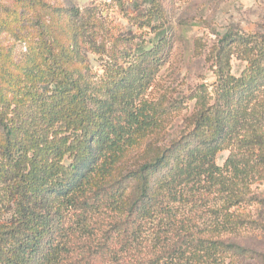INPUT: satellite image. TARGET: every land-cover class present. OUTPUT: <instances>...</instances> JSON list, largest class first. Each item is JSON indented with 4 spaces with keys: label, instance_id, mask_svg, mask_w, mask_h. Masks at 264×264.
<instances>
[{
    "label": "trees",
    "instance_id": "obj_1",
    "mask_svg": "<svg viewBox=\"0 0 264 264\" xmlns=\"http://www.w3.org/2000/svg\"><path fill=\"white\" fill-rule=\"evenodd\" d=\"M28 1L34 12L47 7ZM9 8L0 5V36L12 31L28 47L19 62L0 52V264L261 257L234 238L256 226L243 209L263 202L253 186L264 182V34L218 38L209 53L215 80L194 88L193 114L166 141L173 112L188 105L151 96L169 36L155 30L157 41L112 54L93 78L68 64L84 23L67 47L53 16L32 23L25 5ZM233 57L248 63L239 76ZM132 156L139 160L129 165Z\"/></svg>",
    "mask_w": 264,
    "mask_h": 264
},
{
    "label": "rangeland",
    "instance_id": "obj_2",
    "mask_svg": "<svg viewBox=\"0 0 264 264\" xmlns=\"http://www.w3.org/2000/svg\"><path fill=\"white\" fill-rule=\"evenodd\" d=\"M47 7L41 9L26 0H0V5L15 10L25 5L29 14L27 22L34 21L38 14L44 19L53 16L61 26L60 42L64 46L71 42V34L83 24L79 35V51H69L70 68L83 70L86 66L93 78L104 72V64L112 54L132 50L138 45L157 41L158 32L170 37L171 49L166 61L158 70L151 96L165 102L185 100L188 104L174 111L169 126L160 136L170 140L186 127L188 117L193 114L195 101L188 96L203 82H213L209 57L212 45L229 30L260 32L264 34V0H44ZM81 12L72 19L70 9ZM151 13V14H150ZM95 22L92 27L88 22ZM86 26V28H85ZM153 26H157L156 29ZM80 31V32H81ZM90 39V40H89ZM89 40V41H88ZM28 44L21 42L12 31L0 36L1 58L12 51V60L24 59ZM247 62L233 57L232 73L239 76ZM229 150L219 152L218 162L224 164ZM139 158L132 156L126 163L133 164ZM254 195L263 200L243 209L255 222V229L247 230L235 240L247 249L258 252L261 257H244L240 264H264V182L254 184ZM257 254V253H256Z\"/></svg>",
    "mask_w": 264,
    "mask_h": 264
}]
</instances>
